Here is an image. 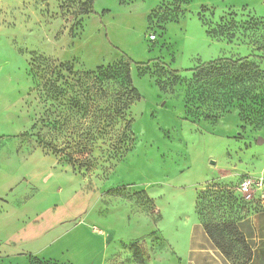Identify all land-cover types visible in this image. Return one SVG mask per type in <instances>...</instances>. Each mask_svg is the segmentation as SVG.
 Returning a JSON list of instances; mask_svg holds the SVG:
<instances>
[{
	"label": "rangeland",
	"instance_id": "1",
	"mask_svg": "<svg viewBox=\"0 0 264 264\" xmlns=\"http://www.w3.org/2000/svg\"><path fill=\"white\" fill-rule=\"evenodd\" d=\"M87 1L0 0V264H158L207 223L234 224L221 244L247 264L239 225L264 199L238 186L264 179V117L234 99L206 119L218 110L196 91L217 89L190 70L263 55L251 31L208 32L264 25V0Z\"/></svg>",
	"mask_w": 264,
	"mask_h": 264
},
{
	"label": "trees",
	"instance_id": "2",
	"mask_svg": "<svg viewBox=\"0 0 264 264\" xmlns=\"http://www.w3.org/2000/svg\"><path fill=\"white\" fill-rule=\"evenodd\" d=\"M172 5L176 7V10H180L181 6L185 3V0H169ZM96 0H88L84 3L83 10L84 14H94L93 6ZM252 24V25H250ZM249 26L246 24H238L235 20L221 19L219 24L208 33L228 40L238 39L240 33L244 34L251 31V39L254 44L256 41L264 40V36L261 33V29H264V25L259 21L250 23ZM261 27L260 30L258 28ZM256 38V39H255ZM257 51L264 52V44L258 47ZM261 56H249L239 58L238 60L232 59H219L206 63H202L198 67L191 69L190 72L193 74V78L196 83H204L205 86H210L211 81L214 82V86L217 91H196L197 100L200 102H210L215 110H218L213 115H207L205 118L214 120L217 119L220 114L224 112H230L234 109V99L242 101L243 104L249 105L251 101L255 100L257 103L256 108L252 109L249 107H241V116L246 121L255 122L259 117H264V69L262 70L252 59H261L264 61V53ZM127 68L133 64V61L125 56ZM143 65V64H137ZM101 68H98L100 70ZM170 74L178 75V71L169 70ZM125 78L130 84V93L140 98L137 89L132 87V79L129 70L126 71ZM256 86L260 89V93L253 94L252 91H256ZM225 90V91H218ZM255 106V105H254ZM244 180V179H243ZM240 185V184H239ZM239 187V186H238ZM242 195V194H241ZM246 201L245 197H243ZM234 228L233 223L225 224L224 226L219 223H207L205 224V230L214 243L218 250L224 255L226 259L229 258L228 250L221 244V239H225V232ZM237 233L236 229H234ZM239 236V241L243 246L248 249V260L250 259V248L245 243L243 237ZM137 258H141V253L136 249L135 251Z\"/></svg>",
	"mask_w": 264,
	"mask_h": 264
},
{
	"label": "crops",
	"instance_id": "3",
	"mask_svg": "<svg viewBox=\"0 0 264 264\" xmlns=\"http://www.w3.org/2000/svg\"><path fill=\"white\" fill-rule=\"evenodd\" d=\"M239 229L250 248L247 264H264V214L244 219ZM175 236L176 242H168L169 252L162 255L158 264H230L206 233L200 238L192 233L177 232Z\"/></svg>",
	"mask_w": 264,
	"mask_h": 264
},
{
	"label": "built area",
	"instance_id": "4",
	"mask_svg": "<svg viewBox=\"0 0 264 264\" xmlns=\"http://www.w3.org/2000/svg\"><path fill=\"white\" fill-rule=\"evenodd\" d=\"M239 192L247 199L250 200L253 195V191H259L261 199H264V179L259 178L251 180L245 178L238 187Z\"/></svg>",
	"mask_w": 264,
	"mask_h": 264
},
{
	"label": "water",
	"instance_id": "5",
	"mask_svg": "<svg viewBox=\"0 0 264 264\" xmlns=\"http://www.w3.org/2000/svg\"><path fill=\"white\" fill-rule=\"evenodd\" d=\"M262 141L259 140V143H261Z\"/></svg>",
	"mask_w": 264,
	"mask_h": 264
}]
</instances>
